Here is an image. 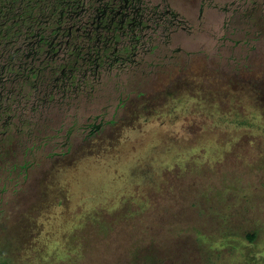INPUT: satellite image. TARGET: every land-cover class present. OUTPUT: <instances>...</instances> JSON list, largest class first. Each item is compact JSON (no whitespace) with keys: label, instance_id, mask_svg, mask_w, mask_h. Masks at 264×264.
<instances>
[{"label":"rangeland","instance_id":"1","mask_svg":"<svg viewBox=\"0 0 264 264\" xmlns=\"http://www.w3.org/2000/svg\"><path fill=\"white\" fill-rule=\"evenodd\" d=\"M213 3L114 122L1 167L0 264H264V0Z\"/></svg>","mask_w":264,"mask_h":264},{"label":"flooded vegetation","instance_id":"2","mask_svg":"<svg viewBox=\"0 0 264 264\" xmlns=\"http://www.w3.org/2000/svg\"><path fill=\"white\" fill-rule=\"evenodd\" d=\"M208 9L219 6L213 0H0V169L14 170L21 150L32 154L52 138H62L57 143L69 151L75 138L114 122L108 116L113 106L112 115L117 112L121 78L156 73L164 59H176L183 48L175 39L192 36Z\"/></svg>","mask_w":264,"mask_h":264}]
</instances>
